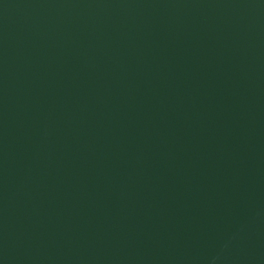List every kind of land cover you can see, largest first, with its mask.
Masks as SVG:
<instances>
[{
  "label": "water",
  "instance_id": "water-1",
  "mask_svg": "<svg viewBox=\"0 0 264 264\" xmlns=\"http://www.w3.org/2000/svg\"><path fill=\"white\" fill-rule=\"evenodd\" d=\"M0 264H264V0H0Z\"/></svg>",
  "mask_w": 264,
  "mask_h": 264
}]
</instances>
